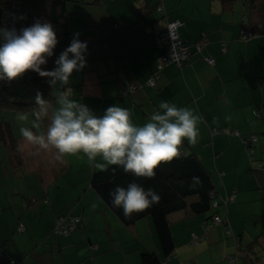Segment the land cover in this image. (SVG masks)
<instances>
[{"label":"crops","instance_id":"obj_1","mask_svg":"<svg viewBox=\"0 0 264 264\" xmlns=\"http://www.w3.org/2000/svg\"><path fill=\"white\" fill-rule=\"evenodd\" d=\"M66 2L69 39L78 32L90 42L86 67L70 78V98L98 115L119 104L135 124L144 123L161 100L190 107L200 117V135L183 154L200 160L222 204L200 215L169 214L174 251L165 258L149 217L125 226L97 196L90 176L99 169L86 155L56 160L54 149L21 139L17 111H0V264H141L142 252L156 254L163 264H195L204 250L205 264H227L234 254L241 258L237 264H264V170L258 168H264V0H161L166 21L183 22L179 39L202 41V47L182 68L165 66L153 87L144 84L161 54L155 40L165 25L155 10L159 0H82L75 14ZM243 31L251 34L246 40L240 39ZM132 82L142 87L122 96ZM30 120L22 123L30 127ZM48 122L43 119L34 132H46ZM250 135L258 137L253 161L243 145ZM214 214L227 221L232 235L219 224L202 231ZM59 216H79L77 230L51 236Z\"/></svg>","mask_w":264,"mask_h":264},{"label":"clouds","instance_id":"obj_2","mask_svg":"<svg viewBox=\"0 0 264 264\" xmlns=\"http://www.w3.org/2000/svg\"><path fill=\"white\" fill-rule=\"evenodd\" d=\"M79 35L72 34L69 45L55 56L54 67L49 69L45 66L59 43L51 22L35 19L19 28L0 25V81L10 83L32 72L47 78L49 85H58L51 101L37 91L31 108L16 112L19 136L40 149H54L58 161L83 153L101 172L111 168L137 178H153L161 163L180 157L186 145L198 141L200 117L190 107L161 100L144 123L135 124L129 110L119 104L109 105L98 115L87 104L70 98V78L87 65L88 43ZM45 118L49 121L46 132L37 134L34 129ZM29 120L30 127L22 123ZM192 179L195 182L198 177ZM109 196L111 205L125 217L160 200L153 188L136 182L126 187L115 185Z\"/></svg>","mask_w":264,"mask_h":264},{"label":"trees","instance_id":"obj_3","mask_svg":"<svg viewBox=\"0 0 264 264\" xmlns=\"http://www.w3.org/2000/svg\"><path fill=\"white\" fill-rule=\"evenodd\" d=\"M20 17L23 18L19 19ZM35 19L51 22L57 32L59 43L54 50L55 55L53 58L49 59L48 64L45 66L51 69L54 66L53 60L55 56L70 43L68 34L69 23L65 14V0H0V25L11 26L14 24L19 28L31 24ZM37 91H39L45 99L50 101L53 99L52 85L47 83V78H41L36 73H26L23 77L10 83L7 81H0V111L29 110L34 103V96ZM225 130H223V133ZM254 144L250 147L252 150V159L250 160L243 140L244 149L249 161H253ZM261 165L260 167L258 166V168L262 169ZM155 171L156 175L153 178L145 179L134 177L131 174H125L119 169L115 172H113L111 168L103 172L96 170L93 171L90 176V186L123 225L129 226L136 221L149 217L157 236L161 254L163 257L167 258L171 256L174 251V244L167 216L171 213L184 210L192 214H204L211 209L216 210L220 203L222 204V201L215 194L210 174L204 168L200 160L193 154H182L180 157L174 158L170 162H163ZM193 177H198V180L194 182L192 179ZM130 182H136L142 184L144 187L153 188L159 193L160 200L150 208L139 213H134L130 217H125L121 209L114 208L111 205L109 191L112 190L115 185L126 187ZM210 192L214 193V200L217 201V206L215 208H211L213 199L209 196ZM192 196L195 197V200L188 202L187 199ZM60 217L62 216L57 217V219ZM67 217L68 216H65L63 218ZM212 217L213 215L211 216L210 222L203 225V227L212 223ZM220 220L228 224L226 220L221 218ZM54 225L50 228L49 234L54 237H64L52 233ZM219 225H224L225 229L224 223ZM213 226L215 225H212L210 228ZM203 227V232L210 229L203 230ZM238 249L244 251L239 247L237 250ZM233 256H235V254ZM140 263L163 264L161 259L152 252H142L140 254Z\"/></svg>","mask_w":264,"mask_h":264},{"label":"built area","instance_id":"obj_4","mask_svg":"<svg viewBox=\"0 0 264 264\" xmlns=\"http://www.w3.org/2000/svg\"><path fill=\"white\" fill-rule=\"evenodd\" d=\"M155 10L158 14L162 16L161 20L165 25H164V29L155 35V40L161 49V54L159 56V61L156 65L155 72L148 78V80L144 84L145 86H150V87L155 86L156 80L158 78V72L161 71L165 66L169 64H173L178 68H182L186 64L188 59L194 54V52L200 51L202 47V41H198L189 45L179 39L177 30L183 25V22H181L178 19L166 21L164 16V8L163 5L161 4V0H159V2L157 3ZM243 19L244 22H247L248 20L247 10L244 12ZM250 35L251 34L249 31H243L240 36V39L246 40ZM87 43L88 45L90 44V42L88 41ZM191 47L194 49V51L191 50ZM224 50L225 47L224 44H222L221 52H224ZM204 60L206 63L212 64V60L210 58H205ZM141 87L142 85L136 82L128 83L121 90V95L122 96L131 95ZM253 116H255L256 118L259 117V113L257 111H253ZM224 133L229 135L238 134L234 130L232 131L225 130ZM257 141L258 138L256 135H250L248 138L244 139L245 149L247 150L250 160L252 159V150L250 149V147ZM263 141H264V137H263ZM260 165L261 164H258L259 167ZM209 196L211 199H213V201L211 202V208H215L217 206V201L214 200V193L210 192ZM231 199H233V196H231ZM79 221H80L79 216H68L67 218L60 217L56 220L55 225L52 229V233L60 236L69 235L76 230ZM221 223L225 224L226 234L228 236L232 235L228 224H226L225 221L224 222L221 221L217 215H213L212 223L203 227V230H207L212 225H218ZM17 230L19 233H22L24 231L21 225L18 226ZM196 240L197 237L195 235H192L190 244L194 245L196 243ZM1 254H2V250L0 249V256ZM236 259H237L236 256L226 257L228 264H236ZM8 264H14V263L12 261H9Z\"/></svg>","mask_w":264,"mask_h":264},{"label":"rangeland","instance_id":"obj_5","mask_svg":"<svg viewBox=\"0 0 264 264\" xmlns=\"http://www.w3.org/2000/svg\"><path fill=\"white\" fill-rule=\"evenodd\" d=\"M81 1L82 0H67V2H66V6H67V9L69 10H72L73 11V13L75 14V10H77V8H79L80 6H82L81 5ZM88 8H90L91 10H92V8L93 7H88ZM72 17V16H71ZM262 144V143H261ZM253 150H255V144H254V147H253ZM262 150H264V145H263V147H262ZM264 154V153H263ZM255 164H258L257 162H255ZM262 170H264V168H262ZM195 200V197H190V198H188L187 199V201L188 202H192V201H194ZM217 210V209H216ZM213 212L214 210L213 209H211L208 213H210V212ZM198 215H200V214H198ZM248 220H253V219H248ZM209 231V230H208ZM225 238H229V237H225ZM229 240H233V242H234V240H236V238L234 239V237L232 238V236L229 238ZM260 242V241H259ZM198 244V243H197ZM209 259V252L207 251V252H205V250L198 256V258L196 259V261L197 262H195V264H205V261H207ZM239 259V260H238ZM237 260H238V262H240L241 261V258H237ZM225 262H227V260L225 261ZM188 264H190V262L188 263Z\"/></svg>","mask_w":264,"mask_h":264}]
</instances>
